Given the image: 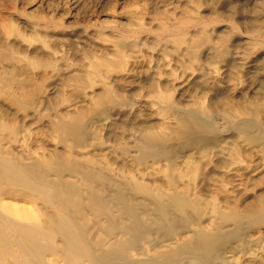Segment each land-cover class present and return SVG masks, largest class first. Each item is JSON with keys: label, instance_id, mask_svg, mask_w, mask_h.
Masks as SVG:
<instances>
[{"label": "rangeland", "instance_id": "374dc122", "mask_svg": "<svg viewBox=\"0 0 264 264\" xmlns=\"http://www.w3.org/2000/svg\"><path fill=\"white\" fill-rule=\"evenodd\" d=\"M0 157L108 264H264V0H0Z\"/></svg>", "mask_w": 264, "mask_h": 264}, {"label": "bare ground", "instance_id": "6f19581e", "mask_svg": "<svg viewBox=\"0 0 264 264\" xmlns=\"http://www.w3.org/2000/svg\"><path fill=\"white\" fill-rule=\"evenodd\" d=\"M33 168L0 157V196L7 191L18 194L12 188L19 186L25 190L20 194L31 195L35 201L42 200L45 206L50 205L49 213L42 214V219L40 217L30 222L25 220L24 215L27 214L8 215L0 211V264H49L45 259L48 252L61 258L65 264L73 258H82L86 264H108L104 254L97 253L89 245L72 212L63 213L58 210L64 206L70 210L69 204L76 205L74 194L68 192L69 189L64 185L59 187L57 179L50 178L47 181L43 175L33 172ZM4 181L9 184L6 187L9 190H4ZM128 227L121 228V232L129 234V238L123 242L131 248L134 247L135 237L130 230L132 227ZM56 237L61 239L60 247L53 244Z\"/></svg>", "mask_w": 264, "mask_h": 264}]
</instances>
